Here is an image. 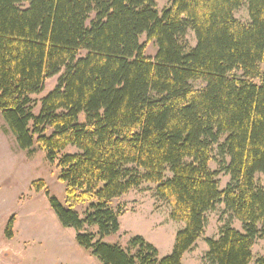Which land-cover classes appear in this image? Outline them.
Masks as SVG:
<instances>
[{
  "label": "trees",
  "instance_id": "obj_1",
  "mask_svg": "<svg viewBox=\"0 0 264 264\" xmlns=\"http://www.w3.org/2000/svg\"><path fill=\"white\" fill-rule=\"evenodd\" d=\"M168 1L159 13L154 0H0V113L21 150L57 162L65 206L51 196L50 207L100 264H182L218 204L241 230L228 221L205 238L203 261L249 264L264 240V0ZM242 6L248 23L233 16ZM60 72L34 113L32 95ZM142 183L184 224L166 256L140 235L103 241L119 230L112 201Z\"/></svg>",
  "mask_w": 264,
  "mask_h": 264
},
{
  "label": "rangeland",
  "instance_id": "obj_2",
  "mask_svg": "<svg viewBox=\"0 0 264 264\" xmlns=\"http://www.w3.org/2000/svg\"><path fill=\"white\" fill-rule=\"evenodd\" d=\"M154 1L159 13L169 4L168 0ZM233 16L242 23L250 21L246 6L234 11ZM185 39L190 47L195 45V36L191 30L187 32ZM139 42L145 43L144 54L153 58L157 51L156 43L147 41L145 34L140 36ZM60 74L61 72L47 78L43 90L32 95L37 104L34 113L39 111L40 100L56 86ZM232 74L239 75L240 72H231L230 75ZM192 85L200 88L203 83L194 81ZM79 120H84L83 113ZM76 151L70 146L65 150L67 153ZM209 168H218L215 159L209 162ZM58 175L57 162H49L45 153L36 145L32 152L18 147L0 113V264H100L89 250L78 245L74 229L61 226L50 207L51 196L65 206V185L58 180ZM217 178L219 188L223 189L229 176L220 173ZM256 179L264 186V175L257 174ZM35 181H42L49 194L45 192V188L35 191L32 187ZM155 188L156 184L142 183L112 201V207L121 211L119 230L105 237L104 242L126 247L133 235H140L157 248L160 257L171 253L175 235L184 224L170 218V208L155 196ZM85 207L83 204L76 207L80 217H83ZM10 218H13L12 236L7 238L5 229ZM206 218L204 235L194 251L185 255L182 264H205L200 252L203 245L208 249L204 239L216 238L219 228L225 222H234L224 212L223 204L216 205L213 211L207 213ZM236 224L241 228L239 221ZM95 230V227H87L84 231ZM259 244L255 247L251 264H256V259L263 251L264 247Z\"/></svg>",
  "mask_w": 264,
  "mask_h": 264
},
{
  "label": "crops",
  "instance_id": "obj_3",
  "mask_svg": "<svg viewBox=\"0 0 264 264\" xmlns=\"http://www.w3.org/2000/svg\"><path fill=\"white\" fill-rule=\"evenodd\" d=\"M233 221V220H232ZM236 221L237 220H234V225H233V223H232V227H234V228H236L237 230H241V228H239V226L236 224ZM217 237V236H216ZM198 242H199V239L196 241V243H195V245H194V247L190 250V251H187L186 253H184V255H183V257H182V259L185 257V255H187V254H189V253H192L193 251H194V249L196 248V246H197V244H198ZM204 243H205V241H204ZM258 243H260L259 245H262L263 247H264V240L263 239H259V240H257L256 242H255V244L253 245V247H252V260H254V251H255V247L258 245ZM207 251V249H206V247L203 245L202 246V250L200 251L201 252V257H203V255L205 254V252ZM262 253H260V256H262L263 254H264V248H263V251H261ZM252 263V261L249 263V264H251Z\"/></svg>",
  "mask_w": 264,
  "mask_h": 264
}]
</instances>
